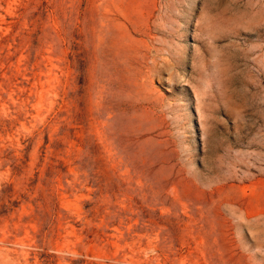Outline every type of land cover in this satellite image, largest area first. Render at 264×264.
Wrapping results in <instances>:
<instances>
[{
  "label": "rangeland",
  "instance_id": "obj_1",
  "mask_svg": "<svg viewBox=\"0 0 264 264\" xmlns=\"http://www.w3.org/2000/svg\"><path fill=\"white\" fill-rule=\"evenodd\" d=\"M0 264H264V0H0Z\"/></svg>",
  "mask_w": 264,
  "mask_h": 264
}]
</instances>
